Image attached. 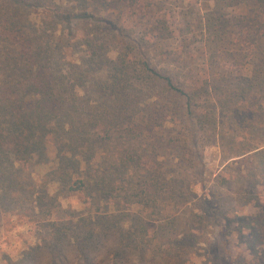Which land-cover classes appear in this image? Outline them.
Wrapping results in <instances>:
<instances>
[{
  "label": "trees",
  "instance_id": "trees-1",
  "mask_svg": "<svg viewBox=\"0 0 264 264\" xmlns=\"http://www.w3.org/2000/svg\"><path fill=\"white\" fill-rule=\"evenodd\" d=\"M74 1L78 8L60 9L57 17L71 30L83 25L85 37L76 43L61 37L54 48L49 41L23 46L17 23L0 24V182H33L36 167L51 165L47 182H60L61 193L90 205L75 226L88 241L120 222L115 213L124 203L145 210L161 203L165 181L150 158L156 148L143 146L157 128L174 123L166 147L175 153L188 154L194 140L205 148L214 138L208 104L220 90L208 73L190 69L178 86L150 58L184 66L203 57L212 70L220 52L227 58L235 42L257 35L262 45L245 64L242 92L264 99V0H207L205 14L193 0L180 22L167 7L172 0ZM170 42L176 46L164 50ZM77 52L79 63L71 60ZM115 148L113 163L105 154ZM44 188L34 190L42 207H51L55 199ZM128 217L122 248H134L136 229H146V221Z\"/></svg>",
  "mask_w": 264,
  "mask_h": 264
},
{
  "label": "rangeland",
  "instance_id": "rangeland-1",
  "mask_svg": "<svg viewBox=\"0 0 264 264\" xmlns=\"http://www.w3.org/2000/svg\"><path fill=\"white\" fill-rule=\"evenodd\" d=\"M190 1L169 3L174 20L180 22ZM205 1L197 5L202 14L208 7ZM70 7L78 8L74 0H0V24L17 23L21 29L18 42L23 46L49 41L54 48L61 37L76 43L85 37L83 25L71 30L57 17L60 9ZM237 10L230 8L227 16ZM138 29L132 35L136 40ZM257 37H240L228 48L227 58L226 53H219L217 68L212 70L203 57L194 62L189 59L184 66L150 58L152 66L178 86L184 73L196 69L207 72L212 88L220 90L208 104L214 112L215 133L205 148L194 140L188 154L168 150L172 122L144 141V147L147 143L155 146L150 158L165 181L158 198L161 203L145 204L156 210L124 203L115 213L120 222L101 237L86 241L85 233L81 235L75 226L90 205L83 196L61 193L60 182H47L51 165L38 166L33 182H17L12 187L11 182H0V264H264V99L258 101L254 92H242L243 75L249 72L245 64L262 45ZM175 46L170 42L164 50ZM72 50L67 48L68 56ZM78 53L71 57L77 63ZM117 151H106L105 158L115 163ZM35 186H44L55 199L51 207H42ZM127 215L146 221V229H136L132 236H136L134 248L120 246L132 226Z\"/></svg>",
  "mask_w": 264,
  "mask_h": 264
}]
</instances>
